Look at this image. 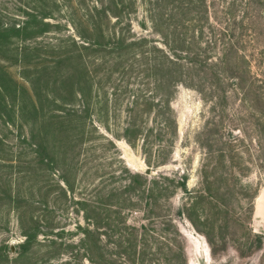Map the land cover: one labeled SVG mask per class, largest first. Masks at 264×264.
Listing matches in <instances>:
<instances>
[{"label": "rangeland", "instance_id": "obj_1", "mask_svg": "<svg viewBox=\"0 0 264 264\" xmlns=\"http://www.w3.org/2000/svg\"><path fill=\"white\" fill-rule=\"evenodd\" d=\"M57 1L59 6L53 2L47 6L52 9L48 10V13H52L48 15L51 18L44 20L40 15L39 20L34 21L28 20L24 12H36L29 0H0V86L9 94L7 107L0 104V135L5 138L4 146H0L5 161L0 167V246L5 244L13 247L25 239L17 215L12 210L10 195L12 189V195L15 196L13 181H16V172L9 167L15 164L13 153L18 146H22L27 153L24 161L29 164L34 158L27 143L17 145L29 132L26 123H33L31 116H25L24 119L22 115L19 117L16 107L18 101H24L28 104L27 109L31 110L29 97L34 98L31 85L23 77L26 73L27 78L32 74L28 70L24 71V65L32 66L36 59L32 56L43 55L47 51L44 49L46 44H63L62 40L75 36L72 26L78 23L81 15L78 0ZM97 1L86 0L85 3L88 7L100 6ZM208 1L211 26L207 27L205 40H217L211 53L217 55L214 57H221L225 54L224 49L227 50L230 46L238 49L228 52L229 59L232 58L230 61L235 58L247 59L248 65L245 68L249 69L257 84L255 90L264 98V0ZM40 6L38 4L37 7ZM137 7V16L131 18L132 36L158 39L150 22L146 21V28L140 24L144 21L146 8L142 0H138ZM40 12L46 14L43 8ZM25 21H29L26 33L11 29L13 26L22 27ZM43 21L50 24H44ZM2 28L11 30L3 32ZM65 42L71 44L70 41ZM25 45L32 48L38 46L40 49L24 53ZM25 56L27 63L21 60ZM99 57L106 60V54ZM88 62L92 70L93 59ZM113 68L107 66L99 74V79H95L99 88L94 89L90 115L84 122L88 127L87 139L80 145L76 143L73 148L67 145V127L54 125L52 122L56 121L52 117L64 109H74L77 112L82 106L78 108L77 100L68 96L70 89L65 92L64 88L61 92H53V97L58 98V104H54L48 88L42 84V101L45 105L43 115L47 117L42 128L44 135L48 137V152L42 178L27 168L25 178L20 181L23 185L22 199L25 202L26 219L34 215L44 226V229L40 228L43 233L47 231L53 236L59 233L65 245L77 248L80 240L78 227L86 226L84 215H92L94 206L102 201L110 206H99L102 215H108L114 205L125 204L131 206L130 210H124L129 221L127 233L130 235L133 232L129 226L137 228V246L141 252L145 250L147 261H156L154 264L181 261L179 249L176 251L180 257L169 260L171 255L166 246H172L184 249L186 264H264V200L259 204L256 199L259 196L264 198V122L255 117L254 110L257 107L263 108L264 105L255 102V106L251 107L250 103L241 101L236 87L230 83L234 80H230L228 74L223 72L222 90H225L228 103L224 108V116L223 107H220L223 119L214 116L212 106L215 100H204L197 91L180 86L171 102L178 124L176 135L175 129L166 134L159 133L161 121L151 111L142 125L144 129H153L154 132L152 135L144 132L143 136L142 132L133 147L126 140L128 107L133 101V95L142 93L150 96L156 91L153 85L146 84L143 68H136L131 78L123 76L120 83H117L119 74L111 79L106 74ZM103 85L105 88L102 89ZM106 97L108 105L104 107ZM63 103H68L67 108L70 109L62 108ZM226 111L229 119L225 117ZM22 123L26 126L21 127ZM217 125L226 127L225 135L232 133L245 141L242 145L237 141L235 148L240 152L242 165L248 169L241 172L239 168L233 169L227 154L217 153L221 149L219 144L218 147L211 148L210 154L207 146L209 138L202 133L208 127L209 130L215 129ZM143 139L147 140L149 148L152 147V157H156L152 166L146 163L142 149ZM210 140L212 141L211 138ZM160 146L164 147L158 148ZM146 152L150 153L148 150ZM159 154L161 156L158 158ZM158 161L161 162L160 166L156 164ZM147 168L152 172L149 176L145 173ZM126 169L134 174L147 176L149 185L143 189L145 195L133 192L118 198V193L123 194L121 187L127 181ZM160 176L175 180L176 185L168 190L165 197L150 206L148 202L151 200V190L168 185L159 179ZM185 176L192 196L186 194L179 185ZM36 180L41 181V185ZM64 180L69 183L70 190ZM152 181L160 183L152 185ZM99 187H106L107 190L104 188L100 192ZM111 190L113 195L110 196ZM200 194L201 197H198ZM124 198H129L131 202H124ZM80 199H87V205H78ZM33 202L36 204L32 205ZM80 210L85 211V214ZM49 226L53 228H48ZM117 233L125 234L114 232L115 235ZM41 234L39 240L43 241L45 236ZM59 249L70 248L60 246ZM35 251L38 259L47 260L43 256L45 250L36 248ZM12 257L16 256L12 253ZM54 257L53 259H58L61 254L56 252ZM11 261H15V258H11ZM29 262L28 259L13 264ZM0 264L12 263L4 261ZM83 264L90 263L85 261Z\"/></svg>", "mask_w": 264, "mask_h": 264}, {"label": "trees", "instance_id": "obj_2", "mask_svg": "<svg viewBox=\"0 0 264 264\" xmlns=\"http://www.w3.org/2000/svg\"><path fill=\"white\" fill-rule=\"evenodd\" d=\"M29 1L33 4L36 12L24 11L28 20L37 21L40 15L41 19L44 20L51 18L48 15L52 13H48V10L52 9H48L47 6L50 2L59 6L57 0ZM142 1L146 8L144 21L142 20L140 24L146 28V21L150 22L153 33L158 39L135 38L132 36L133 24L131 18L137 16L138 0H98L97 2H99L100 6L94 7H88L85 3L86 0H78V8L81 10V15L78 23L72 26L75 36H68L66 40H62L63 44H46L44 49L46 48L47 51L43 55L32 56V58H36L32 66L24 65V71L28 70L29 74H32L31 77L27 78L26 73L23 77L31 85L34 98L33 96L29 97L31 110L27 109L28 104L24 101H18L19 104L17 103L16 107L19 111V117L22 115L24 119L25 116H31L33 123H26L29 126V132L23 139L21 138V142L17 145L27 143L26 145H29L34 158L28 164V162L24 161V156H27V153L22 149V146H18L17 151L13 153L15 164L9 167L16 172V181L15 183L13 181L15 196L12 195V189L10 195V200L13 204L12 210L17 215L25 239L13 247L5 244L1 245L0 263L10 261L13 264L28 259L30 260L29 264H83L85 261L90 264L156 263V261H147L148 256L145 254V250L141 252V249L138 248L139 235L137 228L129 226L133 232L130 235L127 233V223L129 221L124 215V210H130L131 206L125 204L114 205L108 215H102V212H99V206H110L103 201L95 205L92 215H84L86 226L78 227L80 240L77 248L72 245H65L59 233L54 236L47 231L43 233L40 228L44 229V226L34 215L26 219L25 202L22 199L23 185L20 181L25 178L27 168L29 171H35V174L42 178L46 153L48 152V149H46L48 137L44 135L42 128L47 121V117L43 115L45 105L42 101V84H45L46 88H48L54 104H58V98L53 97V92H61L60 90L64 88L65 92L70 89L68 96L77 100L78 108L82 106V109L77 110V112L74 109H64L61 110V113H57L52 117V120L57 122V124L52 122L54 125L67 127V134L66 131L64 134H66L67 145L70 148H73L76 143L80 145L87 139L88 127L86 124L84 125V122L90 115V101L94 89L99 88L95 79H99V74L107 66L110 68L114 67L106 73L110 79L119 74L117 83H120L125 75L131 78L136 68H143L146 84L153 85L156 91L155 94L152 92L150 96L142 93L133 95V101L128 107L129 119L125 132L128 134L126 140L133 147L136 146L135 140L142 132V136L144 132H149L150 135L153 134V129H144L142 125L145 117L151 111L161 121L159 133L163 132L166 134L175 129L176 135L178 124L171 102L180 86L197 91L204 100H215L212 106L214 116L223 119L224 108L228 105L227 97L224 94L225 90H222L224 89L222 87L224 82L222 80V77H224L223 72L228 74V78H231L230 80H234V83H230L236 87V92L241 96V101L250 103L251 107L255 106L253 105L255 102L264 105V98H261V93L255 90L257 84L254 78L250 75L249 69L245 68V65H248L247 59L235 58L231 62L232 58L229 59L228 57L229 51L235 52L238 49L230 46L229 49H224L225 54L221 57H214L217 55L211 53L217 45V40L212 38L208 39L209 41L205 40L207 27L211 26L209 24L211 15L209 13L210 3L208 0ZM38 4L42 7H37ZM42 8L46 10L45 15L40 12ZM74 22L76 21L74 20ZM43 23L50 24L44 21ZM23 24L22 27L16 28L13 26L11 29L18 33H26L29 21H25ZM88 28H91V30ZM11 29L2 28V31L6 32ZM65 41H70L71 44H67ZM37 49L40 48L38 46L37 48H32L29 45L23 47L24 53ZM102 54H106V60L99 57ZM91 59L94 61L92 62V67H94L92 70L88 62ZM21 60L27 63L26 56L22 57ZM101 87L102 89L105 88L104 85ZM15 94L17 95L16 92ZM8 98L9 94L6 89L0 86V104H4L7 107ZM106 105H108V97H106L104 107ZM67 106H69L68 103L61 105L62 108H67ZM220 107H223V116ZM254 110L255 117H259L261 122H264V107H257ZM257 112L260 113L256 116ZM225 117L229 119L227 111ZM140 119L141 122L138 123ZM21 121L23 122V120ZM22 125L21 127L26 126L23 123ZM224 129L226 127L217 125L215 129L209 130L208 127V130L202 133V135L204 134L209 138L207 146L210 154H212L211 148L218 147L219 144L221 149L217 150V153H221V155L227 154L226 157L229 159L233 169L239 168L240 172L248 169V167L242 165L240 152L235 148L237 141L240 145L244 144L245 141L232 133L225 135ZM4 139L0 135V146H4ZM146 139H143L142 149L146 156V163L152 166L156 157H152V147L149 148V143ZM163 147L160 146L158 148ZM147 150L150 153H147ZM160 156L161 154L158 155V158ZM4 162V155L0 152V167L5 164ZM156 164L160 166L161 162L158 161ZM126 176L127 181H124L125 183L121 187L123 194L118 193V198H123V196L133 192L141 196L145 195L146 192L143 189L149 185L147 176L138 173L134 174L128 169H126ZM159 179L168 185L151 190V200L148 202L150 206L153 205V202L156 203L158 199L165 197L168 190L176 185L175 180L168 177L160 176ZM186 181L187 177L185 176L183 182L179 183V185L182 186L186 194L192 196V193L187 188ZM36 182L40 184L41 181L36 180ZM63 182L69 189V183L66 180ZM158 183L160 182H151L152 185ZM104 188L107 190L106 187ZM104 188L99 187L100 192ZM40 190L42 191V186ZM113 191L116 190L113 189ZM113 191H110V196L113 195ZM201 195L198 197H201ZM104 196H106V193ZM102 199L106 201V199ZM87 201V199H80L77 204L85 206ZM124 202L130 203L131 201L129 198H124ZM34 204L36 203L33 202L32 205ZM156 206L158 207V205ZM80 211L85 214V211ZM121 226H124V228L122 229ZM48 228L52 229L53 226ZM114 232H124L125 234L117 233L115 235ZM40 234L45 236L43 241L39 240ZM112 245L115 247L111 248ZM60 246H66L70 249H59ZM36 248L45 250L43 256L47 257L46 261L38 259ZM166 249L171 255L169 260L180 257L176 249L181 252V261H166V264H186L184 249L173 248L172 246H166ZM56 252H59L61 257L53 259ZM12 253L16 257H12ZM11 258H15V261H11Z\"/></svg>", "mask_w": 264, "mask_h": 264}, {"label": "bare ground", "instance_id": "obj_3", "mask_svg": "<svg viewBox=\"0 0 264 264\" xmlns=\"http://www.w3.org/2000/svg\"><path fill=\"white\" fill-rule=\"evenodd\" d=\"M262 194H263V193H262ZM263 200H264L263 196H259V197L257 198V203L262 204ZM258 210H259V209H258ZM260 210H261V209H260Z\"/></svg>", "mask_w": 264, "mask_h": 264}, {"label": "water", "instance_id": "obj_4", "mask_svg": "<svg viewBox=\"0 0 264 264\" xmlns=\"http://www.w3.org/2000/svg\"><path fill=\"white\" fill-rule=\"evenodd\" d=\"M145 173H146V175H148V176L151 175V174H152L151 169H150V168H147ZM256 199H257V198H256ZM255 202H256V200H255Z\"/></svg>", "mask_w": 264, "mask_h": 264}]
</instances>
